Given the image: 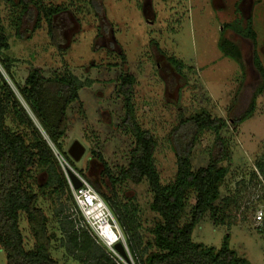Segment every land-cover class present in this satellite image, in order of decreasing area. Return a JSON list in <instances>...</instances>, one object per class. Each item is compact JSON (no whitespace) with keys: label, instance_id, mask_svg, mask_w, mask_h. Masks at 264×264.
<instances>
[{"label":"rangeland","instance_id":"374dc122","mask_svg":"<svg viewBox=\"0 0 264 264\" xmlns=\"http://www.w3.org/2000/svg\"><path fill=\"white\" fill-rule=\"evenodd\" d=\"M42 1L68 7L53 18L60 36L58 45L52 43L42 16L38 28L34 29L31 21L24 25L27 32L17 38L11 25L13 10L0 0V16L9 37L4 54L14 59L11 69L20 84L33 67H40L45 76L66 68L80 81L90 83L79 90V100L67 109L63 150L67 152L74 140L85 148L78 161L68 155L73 169L105 181L108 196L137 209L143 246L152 241L150 230L158 218L149 208L147 180L115 185L110 181L129 163L133 147L123 123L119 76L126 73L135 79L131 89L135 120L153 135L154 162L162 184L176 174L173 135L180 121L201 109L222 117L228 126L220 134L228 141L231 162L220 200H231L224 209L229 217L214 224L205 215L194 227L192 240L218 248L228 235L230 248L248 264H264V216L259 223L255 221L257 210L264 213V182L256 170V162H264V88L256 94L263 78L253 56L264 70V0H95L94 9L85 0ZM248 27L255 40L244 36ZM223 41L230 48L232 42L236 44L240 56L224 52ZM172 59L183 63L181 73L170 64ZM255 94L253 113L234 126L230 119L239 117ZM215 150L214 135L204 131L191 151L193 169L207 165ZM32 172L33 182L46 181L39 167L34 166ZM47 199L43 208L48 215L63 209L58 219L81 217L66 195L57 198L49 194ZM220 200L217 204L222 206ZM19 224L26 247H31L33 239L25 218ZM81 226L85 229L84 224L75 225L76 229ZM65 241L66 237L56 231L52 255L58 264H78L63 256L61 244ZM0 264H6L1 246Z\"/></svg>","mask_w":264,"mask_h":264},{"label":"trees","instance_id":"16d2710c","mask_svg":"<svg viewBox=\"0 0 264 264\" xmlns=\"http://www.w3.org/2000/svg\"><path fill=\"white\" fill-rule=\"evenodd\" d=\"M5 1L13 10L11 25L17 38H22L27 32L24 25L33 21L32 26L36 29L43 17L52 43L58 45L60 36L53 18L64 13L67 6L46 5L42 0ZM94 2L85 0L91 9L95 8ZM237 33L255 40L249 27L246 35ZM8 39L0 16V67L16 90L0 70V246L6 254V264H58V259L52 255L56 231L66 237L65 243L61 244L65 248L63 256L78 264H116L87 228L81 226L76 229L75 225H80L82 220L80 212L81 217L77 220L69 216L58 219L63 209L50 216L43 208L49 194L57 198L66 195L77 208L54 150L72 167V160L62 147L67 109L79 100V90L90 83L80 81L66 68L45 76L40 67L31 68L23 83H18L11 69L14 59L4 54L9 49ZM225 42L221 49L239 57L237 45L232 42L230 48L225 46ZM253 56L254 65L263 78L256 93L260 94L264 88V70L257 56ZM170 64L179 73L184 68L183 63L176 59H172ZM134 82L132 75L122 73L119 76L118 92L124 97L123 123L133 139V147L129 151V163L110 177V181L115 185L125 180L133 183L144 178L147 180L151 193L149 208L158 217L150 230L152 241L142 246V236L138 231L141 223L132 204L121 203L116 196H108L104 191L105 181L90 179L82 170L75 171L85 177L107 204L126 236L135 264H248L246 258L230 248L228 235L218 248L192 240L194 227L205 215L208 214L214 224L224 223V218L229 217L224 209L231 200L229 197L220 200V189L231 162L228 141L220 134L228 126L226 119L211 116L201 109L180 121L173 135L176 174L173 180L162 184L154 162L156 143L153 135L135 120L131 102ZM256 94L239 117L230 119L234 126L253 113ZM204 131L214 135L216 150L209 154L207 165L193 169L191 151ZM224 162L226 165H222ZM34 166L45 172L44 183L32 181ZM256 170L264 182L262 160L256 162ZM219 200L224 202L222 206L217 204ZM21 218H25L32 235L31 247L25 245L19 224Z\"/></svg>","mask_w":264,"mask_h":264},{"label":"built area","instance_id":"2783aa9c","mask_svg":"<svg viewBox=\"0 0 264 264\" xmlns=\"http://www.w3.org/2000/svg\"><path fill=\"white\" fill-rule=\"evenodd\" d=\"M54 153L65 173L78 211L81 213L82 220L80 224H84L90 235L106 249L116 264H135L124 235L105 201L90 183L69 165L62 155L56 150H54ZM68 171H71L78 179L80 182L79 187H74ZM263 216V211L257 210L255 213L256 223L262 221ZM118 243L121 244L125 255L119 253L115 248Z\"/></svg>","mask_w":264,"mask_h":264},{"label":"water","instance_id":"95a60500","mask_svg":"<svg viewBox=\"0 0 264 264\" xmlns=\"http://www.w3.org/2000/svg\"><path fill=\"white\" fill-rule=\"evenodd\" d=\"M85 148L84 146L78 141L74 140L70 146L68 147L67 154L75 161H78L81 159L82 155L84 154ZM68 175L73 181L74 187L77 188L80 185V182L78 179L75 177V175L71 172L68 171ZM115 248L121 253L122 255H125L124 250L121 246V244H116Z\"/></svg>","mask_w":264,"mask_h":264}]
</instances>
